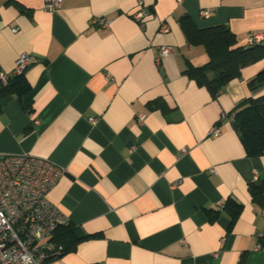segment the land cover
Wrapping results in <instances>:
<instances>
[{
	"label": "crops",
	"instance_id": "1",
	"mask_svg": "<svg viewBox=\"0 0 264 264\" xmlns=\"http://www.w3.org/2000/svg\"><path fill=\"white\" fill-rule=\"evenodd\" d=\"M44 3L0 0V75L21 54L34 58L30 92L0 101V155L64 168L49 198L78 236L96 234L48 264H264V205L249 191L264 155L247 156L232 113L264 94L248 85L264 58L213 98L185 72L210 57L181 23L188 14L198 27L226 24L243 45L264 33V0H63L52 12ZM141 7L144 28L133 17ZM161 45L173 50L158 65ZM228 198L243 204L233 224Z\"/></svg>",
	"mask_w": 264,
	"mask_h": 264
},
{
	"label": "built area",
	"instance_id": "2",
	"mask_svg": "<svg viewBox=\"0 0 264 264\" xmlns=\"http://www.w3.org/2000/svg\"><path fill=\"white\" fill-rule=\"evenodd\" d=\"M62 2L45 0L44 9L55 11ZM209 13V10L201 12L203 16ZM148 14L149 11L141 7L133 17L144 28ZM93 21L101 28H109L111 23L106 17H96ZM169 30V25L162 23L160 31ZM263 42L264 33L252 34L245 41L247 45ZM172 50L171 46H159L156 63L160 65ZM33 63L31 55H19L13 74L23 73ZM0 80L6 83L7 77L0 75ZM226 116L224 113L222 118ZM138 117L143 121L146 113H139ZM210 132L219 135V126L212 127ZM64 174L65 169L49 159L27 153L0 155V264H48L50 257L62 253L63 246L53 240V234L69 219L50 200L49 191Z\"/></svg>",
	"mask_w": 264,
	"mask_h": 264
},
{
	"label": "trees",
	"instance_id": "3",
	"mask_svg": "<svg viewBox=\"0 0 264 264\" xmlns=\"http://www.w3.org/2000/svg\"><path fill=\"white\" fill-rule=\"evenodd\" d=\"M182 28L190 43L204 45L210 60L203 66L188 65L185 72L200 86H205L213 98L224 91L233 79L242 76L244 67L264 58V42L256 45H240L236 34L226 24L198 27L190 15L181 18ZM24 71L21 74L7 77V82L0 80V101L9 96L22 99L31 90ZM250 89L256 91L264 87V68L249 80ZM165 104V103H164ZM169 108L166 104L164 108ZM234 126L240 136L246 154L249 157L264 155V94L247 97L239 101L233 108ZM249 191L253 201L264 205V178L249 183ZM224 209L231 217L233 224L243 211V204L234 198H228ZM217 213L212 217L215 218ZM96 236L87 234L78 236L76 227L69 224L60 225L54 232L53 240L63 246L60 255L74 250L85 238ZM264 246V234L261 237ZM240 264H244L240 262Z\"/></svg>",
	"mask_w": 264,
	"mask_h": 264
}]
</instances>
